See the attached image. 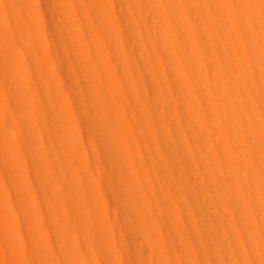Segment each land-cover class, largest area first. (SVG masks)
Returning a JSON list of instances; mask_svg holds the SVG:
<instances>
[{
	"label": "bare ground",
	"instance_id": "6f19581e",
	"mask_svg": "<svg viewBox=\"0 0 264 264\" xmlns=\"http://www.w3.org/2000/svg\"><path fill=\"white\" fill-rule=\"evenodd\" d=\"M73 90L109 122L108 148L80 127ZM172 147L222 194L229 264H264V0H0V264H130L107 171L149 212L142 264H198L190 216L151 199L157 164L143 169Z\"/></svg>",
	"mask_w": 264,
	"mask_h": 264
},
{
	"label": "rangeland",
	"instance_id": "374dc122",
	"mask_svg": "<svg viewBox=\"0 0 264 264\" xmlns=\"http://www.w3.org/2000/svg\"><path fill=\"white\" fill-rule=\"evenodd\" d=\"M123 10L129 13V11ZM123 24L125 29L131 33L133 21L129 15ZM72 55L74 54L71 48L67 46V55L61 54L57 57L61 63L62 71L70 75L76 72V64L70 61ZM73 95L75 98L74 107L81 121L80 127L85 131L87 138L91 144L95 143L108 148V139L112 136L109 122L100 118L98 113L93 112V104L86 95L75 90H73ZM90 112L91 114H89ZM148 123L156 129L153 144L159 148L164 147L163 149L169 146L172 140L167 122L160 115H156L151 116ZM175 129L178 128L175 127ZM167 154L178 157L181 162L177 166L174 165L175 161L174 163L171 160L164 162L161 157ZM185 154L183 149L172 147L168 152L157 156L158 162L155 159L156 156L153 159L149 157L151 163H146L143 167L145 171L151 170V167L157 164V170L149 173V179L153 185L150 198L163 200V202L170 200L174 204H179L190 216L186 221L185 228L187 227V231L194 235L191 244L196 251L198 264H229L234 261V257L229 253L226 241L227 238L231 239L233 236L231 223L233 218L219 210L217 205L222 194L201 183V179L195 175V169L186 166L183 161ZM162 163L170 165L171 168L164 167ZM108 174L110 180L104 182L105 195L110 217L116 222L117 239L122 247V256L130 264H142L146 255L143 251V240H138L137 237L140 233L152 231L151 224L145 222L149 212L139 205L132 192L118 186L119 177L114 176L111 171H107ZM168 181L175 182L176 186L170 188ZM240 208L245 209L242 197L240 198ZM211 223L215 224L217 230L220 231L213 232ZM243 223L245 222L242 220L237 221L238 227L246 230V224Z\"/></svg>",
	"mask_w": 264,
	"mask_h": 264
}]
</instances>
